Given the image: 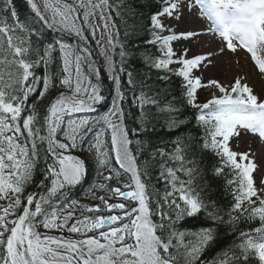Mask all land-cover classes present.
Here are the masks:
<instances>
[{"label":"snow or ice","instance_id":"6c2138e0","mask_svg":"<svg viewBox=\"0 0 264 264\" xmlns=\"http://www.w3.org/2000/svg\"><path fill=\"white\" fill-rule=\"evenodd\" d=\"M26 3L22 21L13 0H0V264H264V179L257 185L254 159L230 145L241 133L264 141V98L241 77L227 87L214 79L205 85L197 73L214 54L173 48L203 33L171 23L198 9L220 54L245 49L264 73V0ZM116 18H127L123 39ZM137 40L157 46L158 55L141 53L155 80L130 68ZM174 76L179 100L169 98ZM205 87L219 94L200 102ZM158 125L170 135L192 132L157 145ZM93 166L105 181L92 185L98 203L69 201ZM153 169L162 190L148 183ZM122 174L130 182L121 183ZM37 175L40 191L29 192ZM226 175L231 201L222 209L213 189ZM113 180L120 186L106 183ZM64 203L93 215L61 212ZM189 221L200 226L185 227ZM225 229L232 243L202 259Z\"/></svg>","mask_w":264,"mask_h":264},{"label":"rangeland","instance_id":"374dc122","mask_svg":"<svg viewBox=\"0 0 264 264\" xmlns=\"http://www.w3.org/2000/svg\"><path fill=\"white\" fill-rule=\"evenodd\" d=\"M171 23L176 25L178 31L187 29L203 33L196 40L173 42V48L177 52L184 48H190V56L194 54H207L209 52L215 53L211 58V65L202 68L201 72L197 73V75L202 73L205 85H207V81L214 79L224 86H229L234 82L235 78L241 77L243 82H246L253 88L254 94L260 98H264V73H260L257 66L249 61V56L240 49H237L235 53L226 49L223 54H220L219 48L223 45L212 34H206L207 26L198 13L195 14L194 11L191 13L185 12L181 21H172ZM249 77L255 78L251 80ZM256 84L259 85V90L256 89ZM212 93L219 94L215 88H201L198 90V99L207 100L211 97ZM243 134L241 133V135ZM241 138L243 137L233 140L231 146L238 150L249 151L250 156L256 157L260 165L264 166V144L255 137H250L249 139ZM258 168L264 174L262 168L259 166Z\"/></svg>","mask_w":264,"mask_h":264},{"label":"trees","instance_id":"16d2710c","mask_svg":"<svg viewBox=\"0 0 264 264\" xmlns=\"http://www.w3.org/2000/svg\"><path fill=\"white\" fill-rule=\"evenodd\" d=\"M131 2L135 5H139L141 3L146 4L147 0H131ZM114 6L115 4H119L120 0H113ZM13 5L20 17V19L23 21L25 19V17L29 14V7L26 3V0H13ZM142 11H144L145 13H147L148 9L147 7H145L144 9H142ZM115 15V14H114ZM30 18V17H29ZM127 18H116V24L117 27L120 30V38L123 39L124 36V32H125V20ZM128 23H132L131 20L127 21ZM138 23L143 26L147 24V17L145 16L143 19L138 20ZM140 36L147 38H150L148 36V34L144 31H141L139 33ZM136 43L140 44V49L137 52V59L135 61H133L130 65L131 69H135L137 72L144 74V73H150L152 76V79L155 80L156 76H157V72L154 69H149L146 67L144 60L141 57V53H144L145 51H147L149 54H154V55H158V51H157V46H153V45H146L144 43V40H137ZM93 49H94V58L97 61L98 66L103 64V58L100 57L99 55H96V52H98V49H96V45L93 43L92 45ZM117 59L118 56H117ZM103 72V69H102ZM163 74V73H161ZM173 83L170 86V92H171V96L169 97L171 99V97H175L177 100H179L181 98V92L178 90V84H179V79L177 77H173L172 78ZM105 86L107 88V86H109L110 81L106 80L104 81ZM107 94V93H106ZM108 101L110 103L111 101V97L108 96ZM125 107H127V102L125 103ZM195 114V110L192 108H187L185 109V115L191 119ZM192 124H195V121H192ZM128 126L130 128L135 127V125L132 123L131 121V117H129L128 120ZM157 132L158 135H154L152 137V141L154 144L160 145L162 142L167 143L168 141H171L173 139H175L176 136H180V135H187L189 133L192 132V129L189 128H184L181 129L178 132H173L171 135L166 131V130H161L160 126H157ZM194 134V133H193ZM133 139H135V137H132ZM168 147L170 148L171 145L168 144ZM151 175V179L148 181V183L156 188H160L161 190L163 189V181H159L157 179L158 176V170L157 169H153L150 173ZM182 179H186V176H181ZM232 177L230 175H226V176H221L220 178L217 179L215 185H214V195H213V199L217 200L218 204L220 205V207L222 209H225L228 204L231 201V196L228 195V191H227V184L226 181L228 179H231ZM42 179L41 176L37 175L35 177V183H33L32 185L29 186L28 191L29 192H35V191H40L39 189H37L36 185L39 183V180ZM205 217L203 216V214H201V217L199 219L203 220ZM255 224H253L254 226ZM200 224L197 221H189L185 227L187 228H193V227H199ZM242 227H247V225H242ZM229 230L225 229L224 231L220 232L219 235V241L217 245H214L211 249H209L206 254L202 257V259L206 260V261H211L213 260L216 256L217 253L229 246L232 243V237L229 236L227 234Z\"/></svg>","mask_w":264,"mask_h":264},{"label":"bare ground","instance_id":"6f19581e","mask_svg":"<svg viewBox=\"0 0 264 264\" xmlns=\"http://www.w3.org/2000/svg\"><path fill=\"white\" fill-rule=\"evenodd\" d=\"M249 78H250V77H249ZM254 78H255V77H251L250 79L252 80V79H254ZM255 82H256V81H255ZM255 86H256V89L259 90V85L256 84ZM35 192H36V191H35Z\"/></svg>","mask_w":264,"mask_h":264}]
</instances>
